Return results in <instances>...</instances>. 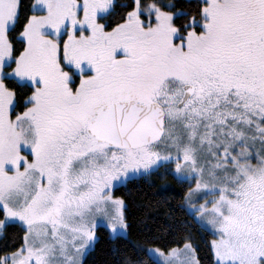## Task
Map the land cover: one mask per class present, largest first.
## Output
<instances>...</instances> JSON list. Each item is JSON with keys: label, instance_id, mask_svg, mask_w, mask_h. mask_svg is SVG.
I'll list each match as a JSON object with an SVG mask.
<instances>
[{"label": "snow or ice", "instance_id": "obj_1", "mask_svg": "<svg viewBox=\"0 0 264 264\" xmlns=\"http://www.w3.org/2000/svg\"><path fill=\"white\" fill-rule=\"evenodd\" d=\"M19 9L0 0V232L23 226L0 264H82L98 218L127 233L115 185L160 169L215 264H264V0H36L17 32ZM137 247L200 264L187 237Z\"/></svg>", "mask_w": 264, "mask_h": 264}, {"label": "trees", "instance_id": "obj_2", "mask_svg": "<svg viewBox=\"0 0 264 264\" xmlns=\"http://www.w3.org/2000/svg\"><path fill=\"white\" fill-rule=\"evenodd\" d=\"M124 2L126 0H117L118 5ZM189 2L195 3V0H177L178 6ZM34 3L35 0H20L17 32L26 16L31 14ZM120 10L118 7L111 17L113 22H117ZM20 46L17 41V48ZM20 100L18 95V103ZM181 187L176 178L164 169L132 177L115 186L114 194L125 201L124 211L129 223L127 234L113 237L106 226H97V239L82 264H124L125 256L131 259L139 257L146 264H153V259L137 245L167 250L174 245H182L185 237L190 238L200 264H215L210 245L213 235L179 206ZM22 236L21 224L6 227L0 234V255L18 246Z\"/></svg>", "mask_w": 264, "mask_h": 264}, {"label": "rangeland", "instance_id": "obj_3", "mask_svg": "<svg viewBox=\"0 0 264 264\" xmlns=\"http://www.w3.org/2000/svg\"><path fill=\"white\" fill-rule=\"evenodd\" d=\"M35 2H36V0H35ZM35 4V3H34ZM34 6V5H33ZM144 175V174H143ZM140 176V175H139ZM132 177H136L135 175L134 176H129L127 179H125V180H122V181H120L119 183H117L115 186H117V185H119V184H122V183H124V182H126L128 179H130V178H132ZM99 225H103V226H105V222H104V220L102 219V218H98V226ZM207 229V228H206ZM210 232H211V230L210 229H208ZM110 231V230H109ZM2 232H0V234H1ZM110 233H111V231H110ZM212 233V232H211ZM112 234V233H111ZM127 234V233H126ZM126 234H121V235H126ZM96 237H97V234H96ZM214 238V237H213ZM212 238V239H213ZM95 243V242H94ZM94 243L91 245V246H89V248H88V250L85 252V254H84V256H83V258H82V263H83V260H84V258H85V256L87 255V253H88V251L93 247V245H94ZM151 247H154V246H151ZM165 251H167V250H165ZM161 264H162V262H161Z\"/></svg>", "mask_w": 264, "mask_h": 264}]
</instances>
